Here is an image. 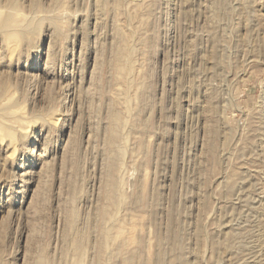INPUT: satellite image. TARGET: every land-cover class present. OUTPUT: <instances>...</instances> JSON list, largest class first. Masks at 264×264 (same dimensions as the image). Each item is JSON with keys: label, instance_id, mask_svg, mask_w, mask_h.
<instances>
[{"label": "rangeland", "instance_id": "obj_1", "mask_svg": "<svg viewBox=\"0 0 264 264\" xmlns=\"http://www.w3.org/2000/svg\"><path fill=\"white\" fill-rule=\"evenodd\" d=\"M11 1L0 264H264V0Z\"/></svg>", "mask_w": 264, "mask_h": 264}, {"label": "bare ground", "instance_id": "obj_2", "mask_svg": "<svg viewBox=\"0 0 264 264\" xmlns=\"http://www.w3.org/2000/svg\"><path fill=\"white\" fill-rule=\"evenodd\" d=\"M12 3V5H14L15 4V1L14 0H12L11 1ZM9 22V20H8V17L7 18H5V19H0V24L1 25H3V26H5L7 23ZM13 22V21H12ZM1 27V26H0ZM11 28V27H10ZM9 28V29H10ZM9 29H7L6 31V36H8V38H11V39H23L24 37H23V34L22 33H20V32H17V31H11V30H9ZM7 38V39H8ZM16 40V41H17ZM11 53V52H10ZM7 91V90H6ZM10 111V110H9ZM0 112H3V113H5L6 112V109L5 108H0ZM11 113H13V112H11ZM5 114H3L2 116H4ZM1 116V117H2ZM7 116V115H6ZM9 116V115H8ZM5 117V116H4ZM11 119V118H10ZM4 120V119H3ZM6 120V119H5ZM17 120V119H16ZM4 122V121H3ZM10 123V122H9ZM9 126V125H8ZM8 126H7V128L6 127H4L3 126V124L0 122V130L3 132H5V134H10V135H13V131L10 129V128H8ZM45 264V263H44Z\"/></svg>", "mask_w": 264, "mask_h": 264}]
</instances>
